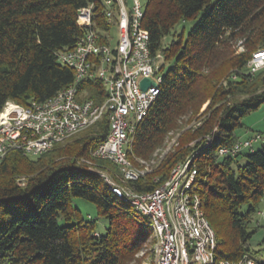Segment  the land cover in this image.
Instances as JSON below:
<instances>
[{
  "label": "trees",
  "instance_id": "1",
  "mask_svg": "<svg viewBox=\"0 0 264 264\" xmlns=\"http://www.w3.org/2000/svg\"><path fill=\"white\" fill-rule=\"evenodd\" d=\"M104 1L0 0V112L7 101L42 102L72 83L73 70L59 64L55 53L73 48L83 36L75 18L89 4L94 26L104 33L113 30ZM143 16L152 54L163 57L162 82L136 127L128 151L132 162L155 160L168 133L206 108L199 126L182 132L175 149L128 185L136 192L151 191L193 156L197 175L191 188L214 231L215 261L250 257L264 202V143L235 156L219 157L217 151L237 142L239 130H245L242 117L264 103V92H258L264 73L244 72L253 53L264 48V0H147ZM191 21L186 37L184 26L173 31ZM238 41L243 51L235 54ZM79 91L80 100L105 99L96 79L82 81ZM108 128L104 115L40 156L12 151L0 162V264H130L142 251L153 237L148 219L113 194L100 176L106 172L119 182L112 176L115 165L92 157ZM74 198L92 203L96 217L86 219L71 203ZM99 218L107 223L104 232L97 229Z\"/></svg>",
  "mask_w": 264,
  "mask_h": 264
},
{
  "label": "built area",
  "instance_id": "2",
  "mask_svg": "<svg viewBox=\"0 0 264 264\" xmlns=\"http://www.w3.org/2000/svg\"><path fill=\"white\" fill-rule=\"evenodd\" d=\"M103 4L107 22L117 31L116 43L111 44V30L104 33L94 26L93 5L78 11L75 19L84 29L83 36L73 48L55 53L59 64L73 70L72 83L42 102L5 103L0 112V162L12 151L29 158L40 156L107 115L108 134L93 149L92 157L115 165L120 182L106 172H99L100 176L113 194L148 219L155 241V264H254L247 255L238 261H215L214 231L202 212L200 196L191 188L197 175L191 166L193 156L175 165L167 180L151 191L136 192L128 185L148 172L132 162L128 151L137 125L159 96L162 77L158 62L163 57L152 54L140 0H105ZM253 55L248 64L252 71L264 65V59ZM145 78L154 85L142 90L140 81ZM87 79L102 84V103L78 98L80 83ZM254 143H264V138L239 139L229 148H219L218 156L252 151Z\"/></svg>",
  "mask_w": 264,
  "mask_h": 264
},
{
  "label": "rangeland",
  "instance_id": "3",
  "mask_svg": "<svg viewBox=\"0 0 264 264\" xmlns=\"http://www.w3.org/2000/svg\"><path fill=\"white\" fill-rule=\"evenodd\" d=\"M140 1H141V4L144 5L147 0H140ZM193 25H194L193 21L187 22L185 24H178L176 27H174L173 31L176 33H179L181 30V27L184 26L183 27L185 28L184 36L186 37L187 33L189 32V30L191 29ZM109 35H110V38L112 39L111 44L114 45L118 37L116 29L111 30ZM171 39H172V35H169L162 42H164V44H167L168 41L170 42ZM233 48L235 50V54H239L243 51V46L241 45V42L239 41L234 45ZM263 50L264 48L259 50L258 52H262ZM249 62L246 64L247 66L244 71L245 73L248 72L247 68H249L248 73L252 75L254 74L257 75L261 72L264 73V65L255 67V69L252 71L251 67L248 65ZM162 63H163V60L158 62L159 65H161ZM234 78L236 77L233 75L231 79H234ZM258 92H264V87L260 88ZM243 98H246V95H244ZM205 105L206 104L202 105L197 115L190 117L186 124L183 123L182 129L168 133L169 135L166 137V140L163 146L164 148L157 151L154 155L155 160H151L150 162H146V161L139 162L138 161V164H140L144 169L147 168L148 171L151 169L152 166H156L159 163L158 160L159 159L161 160V156H165V154L168 153L170 149L176 148V145H178L177 140L180 137L182 132H184L185 130H188L189 128H195L201 124L202 118L205 117L204 115H201L202 112L206 108ZM187 117L188 116H186V118L184 117L182 120L186 121V119H188ZM242 122L245 126L244 127L245 130H239L240 136H241L239 139L245 140L248 137L250 139V137L252 138L255 135H258L261 138H264V103H260L257 109L251 110L250 112L246 113L244 117H242ZM244 135H247V137H242ZM194 142L195 141H192L188 146L193 145ZM258 145H259L258 143H254L253 149H255ZM80 162L82 164L90 165V170H95V167H94L95 165L90 163V161L81 160ZM244 162H245V159H241V163H244ZM117 174L118 173L115 172L114 175L112 176L115 177V179L120 182V176ZM20 179L21 181H24L23 178H20ZM71 203L73 204L74 207L78 208L81 211L82 215L85 216L86 219L90 217L91 218L96 217L95 216L96 208L92 203H88L87 201L85 200L83 201V199H79V198H74ZM97 225H98V228H97L98 231L104 232L103 228L106 227L107 223L104 219L99 218ZM252 236L253 237L250 241V246H251L250 249L252 251L250 258L253 261H264V226L263 227L260 226L258 231ZM152 238L149 239V241L144 244V248L142 249V251L138 252L137 255H135L133 262L130 264H155V253H154L155 252V241ZM254 251H259V253L255 255L253 254Z\"/></svg>",
  "mask_w": 264,
  "mask_h": 264
},
{
  "label": "crops",
  "instance_id": "4",
  "mask_svg": "<svg viewBox=\"0 0 264 264\" xmlns=\"http://www.w3.org/2000/svg\"><path fill=\"white\" fill-rule=\"evenodd\" d=\"M242 137H247V135H244ZM260 209V212L258 213L257 217H256V224L259 225V226H264V202H262L261 204V208Z\"/></svg>",
  "mask_w": 264,
  "mask_h": 264
},
{
  "label": "water",
  "instance_id": "5",
  "mask_svg": "<svg viewBox=\"0 0 264 264\" xmlns=\"http://www.w3.org/2000/svg\"><path fill=\"white\" fill-rule=\"evenodd\" d=\"M151 85H154V83L151 82V80H149V79L145 78V79H142L140 81V87H141L142 90H146Z\"/></svg>",
  "mask_w": 264,
  "mask_h": 264
},
{
  "label": "bare ground",
  "instance_id": "6",
  "mask_svg": "<svg viewBox=\"0 0 264 264\" xmlns=\"http://www.w3.org/2000/svg\"><path fill=\"white\" fill-rule=\"evenodd\" d=\"M253 56L255 57V59H258V58H262V60L264 59V53L262 52H257Z\"/></svg>",
  "mask_w": 264,
  "mask_h": 264
}]
</instances>
